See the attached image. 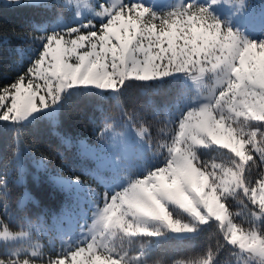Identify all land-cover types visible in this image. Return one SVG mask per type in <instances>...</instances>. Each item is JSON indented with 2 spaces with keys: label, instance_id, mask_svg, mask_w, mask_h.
<instances>
[{
  "label": "snow or ice",
  "instance_id": "obj_1",
  "mask_svg": "<svg viewBox=\"0 0 264 264\" xmlns=\"http://www.w3.org/2000/svg\"><path fill=\"white\" fill-rule=\"evenodd\" d=\"M217 4L233 15L248 7L175 0L157 15L139 0H0L96 18L53 32L0 20V43L32 53L0 85V264H154L156 241L206 233L215 247L174 264H218L223 252L264 264V36L222 24ZM65 153L91 162L54 178L83 219L62 209L60 247L46 252L32 242L46 215L39 193L22 184L16 196L7 177L37 157L46 172Z\"/></svg>",
  "mask_w": 264,
  "mask_h": 264
},
{
  "label": "trees",
  "instance_id": "obj_2",
  "mask_svg": "<svg viewBox=\"0 0 264 264\" xmlns=\"http://www.w3.org/2000/svg\"><path fill=\"white\" fill-rule=\"evenodd\" d=\"M57 10L54 8H45L43 6H25V7H7L0 5V20L9 24L18 30L33 31L35 28H40L42 23L46 24L45 31L51 30L49 26L52 19L56 15ZM16 47H20L19 43L13 44L11 42L0 43V85L10 82L18 74V69L24 67L29 62L32 53L28 48L23 49V54L15 51ZM155 85H151L154 88ZM138 94H134L136 98ZM140 98L147 101L156 102L160 97L153 93H140ZM0 129H3V125H0ZM90 130H83V134L88 136ZM214 153L211 150H204L203 157L209 158ZM29 159L25 164L23 172L17 170L9 173L7 179L11 187L19 196V192L16 191L22 184H28L30 190H35L39 193L38 198L42 199V209L46 213L45 217L57 216L62 209L67 208L72 201L56 186L51 178L52 173H81L76 167L80 158L75 155H68L65 153L63 156L54 158V162L47 166V171L37 168V161ZM74 165V167H73ZM40 175L42 177V184H37L33 177ZM35 194V193H34ZM241 206L233 202L232 212L236 222H244L245 217L240 214ZM218 232V229L216 230ZM217 235L215 233H206L204 236L198 238L195 241H177L174 239L158 241L155 245V249L152 255L153 261L161 262L162 264H174L175 261L185 260L188 257L194 256L201 251H204L209 246L215 247ZM235 256L229 252H223L218 258L221 264L233 263Z\"/></svg>",
  "mask_w": 264,
  "mask_h": 264
},
{
  "label": "rangeland",
  "instance_id": "obj_3",
  "mask_svg": "<svg viewBox=\"0 0 264 264\" xmlns=\"http://www.w3.org/2000/svg\"><path fill=\"white\" fill-rule=\"evenodd\" d=\"M139 2L148 7L157 15H161L171 10V5L173 2H175V0H139ZM246 2L248 5L247 10L240 15H233L219 10L220 4L210 5L209 10L214 16L217 17L220 22H222V24L227 22L229 27L233 29H240L242 31V35L245 38L259 40L262 36H264V0H246ZM88 19H93V21L96 20V18L93 17L90 12L84 9L81 10V15L79 17L76 16L75 11L57 10L56 15L49 25L52 29L45 31L47 27L45 23H42L40 28L42 27L45 32L60 31L63 28H69L73 26L78 27L81 23ZM89 142H92L91 139H89ZM90 163V161L80 159L76 168L82 174V170L89 167ZM58 174L67 176L69 173H52L51 178L53 181ZM84 178L88 179V177ZM70 206L74 212V220L78 224L79 221L83 219V215L82 213L78 212L79 209L74 201L71 202ZM240 210H242V207ZM240 215L244 217L242 214ZM54 217L55 216H51L50 218L44 217L43 229L39 232L33 233L32 242L40 245L46 252L51 251L53 245L59 248L61 243V239L54 229ZM76 231H78V229L75 230V228H73L71 231L66 232V235L63 237V239L67 240V235H70L73 239H75ZM157 242L158 241L155 242V245ZM136 247L139 248V244H137ZM153 262L156 264V261ZM160 264L162 263L160 262ZM231 264H237V257L234 258L233 263ZM239 264H243V261H240Z\"/></svg>",
  "mask_w": 264,
  "mask_h": 264
}]
</instances>
